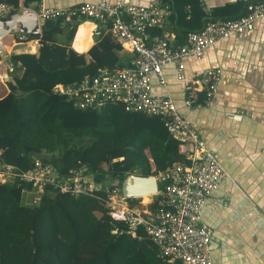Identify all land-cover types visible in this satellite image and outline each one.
Here are the masks:
<instances>
[{"label":"trees","instance_id":"1","mask_svg":"<svg viewBox=\"0 0 264 264\" xmlns=\"http://www.w3.org/2000/svg\"><path fill=\"white\" fill-rule=\"evenodd\" d=\"M11 1L18 5V0ZM165 1L172 9L166 28L174 32V45H182L188 33L202 29L208 19L240 17L256 0L228 2L208 13L200 0ZM79 23L47 21L40 35H28L39 40L38 53L10 55L9 64H20L23 72L9 77V92L0 98V165L22 173L41 157L57 167L58 176L67 178L85 167L88 182L108 188L115 184L106 183L111 178L159 175L175 162H188L165 118L128 112L120 102L80 109L53 91L57 83L93 76L100 67L130 65L134 57L106 35L107 43L89 49L88 63L78 62L72 42ZM33 189H39V202L23 203V192ZM107 202L104 188L74 194L53 185L39 187L19 176L0 181V264H184L180 259L163 261L144 226L130 233L124 220L110 214ZM157 206L155 196L149 209Z\"/></svg>","mask_w":264,"mask_h":264},{"label":"built area","instance_id":"2","mask_svg":"<svg viewBox=\"0 0 264 264\" xmlns=\"http://www.w3.org/2000/svg\"><path fill=\"white\" fill-rule=\"evenodd\" d=\"M25 0L16 5L11 0H0V18L26 6ZM204 10L210 12L206 0H200ZM41 29L47 21L62 19L73 21L90 19L103 25L116 36L119 43L131 49L134 57L130 65L121 68L100 67L93 76L57 83L53 91L64 95L80 109H100L108 103L120 102L128 112L159 115L166 119L171 135L179 141L180 152L188 162H175L161 174L156 175L159 190L156 210L135 209L130 199L122 194L121 186L114 184L104 189L108 193L110 214L124 220L129 232L143 225L150 239L159 248L163 261L182 260L184 264H213L211 243L214 231L203 221V212L208 197L215 192L223 180L231 179L219 154L207 146L197 125L186 113L180 111L171 95L153 93L152 75L165 84L164 67L175 66L176 77L186 82L184 104L187 109L202 107L216 94L223 79V69L204 68L187 72L186 59L200 61L205 50L218 42L251 30L255 22L264 17V0L247 5L246 12L237 18H210L202 29L188 33L186 42L174 45L172 34L166 25L172 13L165 0H89L79 5L57 7L38 1L34 9ZM161 29L162 34L152 30ZM20 41H33L27 34H18ZM38 40V39H37ZM203 90L204 97L198 98ZM85 167L72 171V176H58L57 167L41 157L34 158V166L22 173H15L12 166L0 165V181L19 176L36 186L53 185L74 194H91L102 185L85 179ZM163 183L160 186V183Z\"/></svg>","mask_w":264,"mask_h":264},{"label":"crops","instance_id":"3","mask_svg":"<svg viewBox=\"0 0 264 264\" xmlns=\"http://www.w3.org/2000/svg\"><path fill=\"white\" fill-rule=\"evenodd\" d=\"M44 1L52 6L69 7L89 0ZM206 1L211 9L236 0ZM78 21L72 42L78 62L88 63L89 49L95 43H107L106 35L119 43L105 26L90 19ZM103 29L104 36L99 39ZM170 33L174 37V32ZM4 45L9 56L4 61L0 58V98L9 92V77L21 76L23 72L20 64H9L10 55L38 53L40 47L39 40L20 41L17 34L5 37ZM120 49L132 52L121 44ZM186 67L188 73L204 68L223 69V79L214 97L195 109L185 107L186 82L176 77L173 64L164 67L165 84L152 75L153 93L173 97L178 109L197 125L207 146L219 154L231 176L208 197L203 212V221L214 231L213 264H264V17L255 22L253 29L207 48L200 61L187 58ZM203 97L201 89L198 98ZM33 190H27L26 198L31 199ZM39 195L35 191L34 204L39 202ZM140 200L130 199V206L149 209L152 202L144 204Z\"/></svg>","mask_w":264,"mask_h":264},{"label":"water","instance_id":"4","mask_svg":"<svg viewBox=\"0 0 264 264\" xmlns=\"http://www.w3.org/2000/svg\"><path fill=\"white\" fill-rule=\"evenodd\" d=\"M37 4L38 2L33 5L32 9L19 8L0 18V58L3 61L9 56L4 45L5 37L14 34H41L37 14L34 11L37 8ZM66 23L69 24L70 21H66ZM115 184L121 186L122 194L125 198L156 195L159 190V181L156 175L144 176L130 173L125 178L116 180ZM103 187L102 185L100 188Z\"/></svg>","mask_w":264,"mask_h":264},{"label":"rangeland","instance_id":"5","mask_svg":"<svg viewBox=\"0 0 264 264\" xmlns=\"http://www.w3.org/2000/svg\"><path fill=\"white\" fill-rule=\"evenodd\" d=\"M105 167H107L106 165H105ZM11 178V177H10ZM10 178H8V179H10ZM116 180H114V179H109V180H107L106 181V183L107 184H114V182H115ZM39 190V189H38ZM37 189H34L33 190V194H32V197H31V199H29V198H26V195H27V193H29V192H27V190H25L24 191V193H23V200H22V202L23 203H26V204H30V205H33L34 204V201H32L33 199H34V193H35V191L37 192L38 191ZM154 197H155V195H151V196H147V197H142V198H139V199H141L140 201H142V203H147V202H152L153 200H154Z\"/></svg>","mask_w":264,"mask_h":264},{"label":"bare ground","instance_id":"6","mask_svg":"<svg viewBox=\"0 0 264 264\" xmlns=\"http://www.w3.org/2000/svg\"><path fill=\"white\" fill-rule=\"evenodd\" d=\"M144 197H147V196H144Z\"/></svg>","mask_w":264,"mask_h":264}]
</instances>
